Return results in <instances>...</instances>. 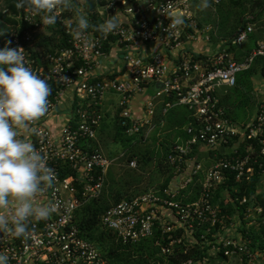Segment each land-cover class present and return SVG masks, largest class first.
<instances>
[{
  "label": "built area",
  "instance_id": "obj_1",
  "mask_svg": "<svg viewBox=\"0 0 264 264\" xmlns=\"http://www.w3.org/2000/svg\"><path fill=\"white\" fill-rule=\"evenodd\" d=\"M192 1L196 0H75L92 25V15L102 23L121 13L116 32L104 37L90 27L84 40L69 34V25L75 26L73 13H62L54 27H44L41 16L26 9L14 16L10 35L0 39V49L22 47L29 66L52 88L48 113L34 125V133L22 137L34 144L57 174L55 187L40 198L41 203H54L57 211L49 221L35 223L32 238L26 243L0 233V254L8 256V264H106L96 246L82 236L75 217L81 207L102 195L113 163L92 144L102 122L100 106L109 92L121 96L119 126L142 143L154 132L156 109L165 97L169 100L164 102V114L186 107L191 122L184 128L187 138L170 147L166 163L173 176L168 186L112 205L101 216V226L115 233L124 245L159 234L157 244L166 255L179 244L207 249L201 260L188 259L182 264L210 263V258L264 264V249L253 248L241 232V215L228 216L224 202L216 201L228 180L239 185L250 183L257 168L262 179L264 176V98L250 122L237 123L228 117L218 96L219 90L236 87L238 75L250 70L257 58L264 59V33L242 61L235 60L224 45L245 43L256 31L253 16L245 18L244 27L222 48L195 54L186 42L198 37L211 42L217 29L200 27L190 7ZM214 2L219 4L220 0ZM169 14H183L186 26L173 33L167 28ZM59 25L67 35L65 41L59 40L60 46H50V52L43 53L38 38L52 34ZM154 42L164 51L156 52L149 62L132 53L140 44ZM107 44L109 50L114 46L126 49L124 59L130 72L92 81L89 74L109 54ZM34 52H39V57H34ZM168 52L174 53L173 60ZM152 84L157 90L146 100L143 116H134L130 99ZM68 88L75 90L71 115L54 131L50 122ZM203 153L213 160L208 166L201 161ZM137 165L136 159L129 163L132 169ZM192 185L198 197L185 202L193 194V189L189 191ZM221 193L235 205L237 199L230 197L227 188ZM239 202L247 205L248 199ZM243 214L246 233L252 227H264L260 206H247Z\"/></svg>",
  "mask_w": 264,
  "mask_h": 264
},
{
  "label": "clouds",
  "instance_id": "obj_2",
  "mask_svg": "<svg viewBox=\"0 0 264 264\" xmlns=\"http://www.w3.org/2000/svg\"><path fill=\"white\" fill-rule=\"evenodd\" d=\"M211 6L212 0L196 5L200 11ZM15 7L41 16L44 27H54L64 12L73 13L75 26L69 25V34L74 39H86L90 27L104 37L120 28L121 13L92 25L75 0H18ZM167 19L173 33L186 26L183 14H169ZM51 95V85L29 66L22 47L0 49V233L25 243L32 238L35 223L49 221L57 211L54 203L40 202L55 187L57 174L34 144L22 138V133H34V125L48 113ZM8 260L0 254V264Z\"/></svg>",
  "mask_w": 264,
  "mask_h": 264
},
{
  "label": "trees",
  "instance_id": "obj_3",
  "mask_svg": "<svg viewBox=\"0 0 264 264\" xmlns=\"http://www.w3.org/2000/svg\"><path fill=\"white\" fill-rule=\"evenodd\" d=\"M18 0H4V6L0 10V30L4 31L3 35H0V39L7 37L11 33V26L15 23L14 16H17L25 9H17L15 4ZM233 6L240 7L242 4L241 0H230ZM260 0H257L255 4L252 5L254 8L255 5H260ZM94 6V3L90 4V8ZM245 9V6L242 7ZM92 20L95 25L101 23V20L92 15ZM256 21V17H254L253 22ZM246 24L244 18H237L230 27L228 25L222 26L221 30H219L220 34H224V37L230 36V38H234L237 31L239 30L238 25L244 27ZM237 28V29H236ZM230 30V32L228 31ZM67 35L61 26H57L53 33L50 35H43L41 38H38V46L42 47V52L47 53L50 52V46H60L59 40L65 41ZM214 38V36L212 37ZM231 38V39H232ZM257 38L253 34L249 37V39L241 44L235 45L229 43L228 51L231 52L234 56V59L237 61H242L246 56H248L253 49L257 45ZM110 46L106 45V51H109ZM39 52H34V57H39ZM261 71L264 74V59L257 58L252 68L246 72H243L238 75L237 78V86L234 88H229V90H225L226 92L220 93L221 105L225 109L235 110L236 107H243L245 105V100L238 96L237 91L243 90L245 85H252L251 77L255 73ZM241 79H240V77ZM240 79V83L238 84V80ZM244 81H241V80ZM242 83V85H241ZM239 85L243 86L239 88ZM218 91V96H219ZM236 98V99H235ZM169 98H163L157 106L155 117L153 119V124L155 125V130L158 128V131H163L167 136V138H171L172 135H175V139H178L184 135L183 128L191 122L190 112L186 107H175L173 109L168 110L165 114L164 111V102L168 101ZM77 107V106H76ZM227 112V111H226ZM236 110L234 111V115H236ZM228 117L231 118L229 113H227ZM233 119V118H231ZM234 120V119H233ZM101 127V126H100ZM99 127V128H100ZM99 130V129H98ZM154 130V131H155ZM97 136L104 137V133L98 131ZM126 136L129 141V148L133 147L137 144V136H128L123 128L117 125V130L115 132V137L113 138L116 141L122 140V138ZM161 149L155 151L145 150L143 153H139V157L142 158L143 161L147 163L151 162L154 157H158V173L162 178V181L157 190H160L166 186H168L169 182L172 179L173 171L166 163L167 156L170 151V146L167 143L161 144ZM97 148V147H95ZM98 149V148H97ZM150 149V148H149ZM124 157V155H123ZM137 157V154H130L127 157L128 165L132 159ZM259 169L252 178L250 183L244 184H235L232 179L228 180L226 183L222 185L221 190L217 193V202H224L223 209L226 211L225 213L228 216H232L234 213H239L241 215V232L243 236L248 237L251 240V245L253 248L264 249V227L260 229H256L254 227L250 228L249 232L245 231V220L243 219L244 211L247 209V206H260L263 210L264 216V190L261 189L262 186V178L258 173ZM197 181H195L196 183ZM125 188V187H124ZM124 188L121 185H118L114 190L108 189L107 181L105 183L102 195L96 199L91 201L90 203L81 207L76 213V224L78 225L82 236L93 243L96 248L101 252L103 257L106 260V264H182L184 261L188 259H194V261H199L203 257L207 256V249H200L198 246H193L188 248L185 244L176 245L170 254H162L160 245L157 244V240L159 234H156L155 237L143 240L136 244H123L117 239L115 233L107 230L101 226L100 219L103 213L114 204H117L123 200H128L134 198L138 195L147 193L148 191L137 192L136 195H127L124 192ZM227 188L230 192V197L237 199L235 205H232L229 201L227 202L226 197H224L221 191ZM193 189V194L188 196L189 198L185 199L186 201H193L198 197L197 188H193V185L189 188V191ZM244 197H247L248 203L247 205H241L240 200Z\"/></svg>",
  "mask_w": 264,
  "mask_h": 264
},
{
  "label": "rangeland",
  "instance_id": "obj_4",
  "mask_svg": "<svg viewBox=\"0 0 264 264\" xmlns=\"http://www.w3.org/2000/svg\"><path fill=\"white\" fill-rule=\"evenodd\" d=\"M241 1V6L236 7L232 5L230 0H220L219 4H215L214 0H212V6L210 8L200 11L196 7V5L200 3V0H196L191 2L190 7L202 29L207 26H212L217 29V33L219 34V30H221L222 26L228 25V27H230L229 25L234 23L237 18L242 17L245 19L247 17L254 16V8L252 5L255 4L257 0ZM260 1L262 2L261 9H264V0ZM3 2L4 0H0V10L4 6ZM244 6L245 9H242ZM262 16L264 17V14ZM239 27L240 25H238L237 28ZM260 27H264V25L262 23H258L255 26L257 30L261 29ZM228 31L230 32V30ZM219 36L222 37L220 34ZM222 38L227 40L232 37L230 38V36H228ZM221 42L222 40H220V43ZM223 90L228 91L229 88H224ZM237 93L240 98L245 100V105L243 107L235 108L237 111L236 115H234L235 110L233 111L230 108H227L226 111L229 113L231 118L238 123L248 122L250 120L249 115L255 111V88L252 87V85H245L243 90H239ZM166 136L167 135L163 131H158L157 128L151 133L146 143H142L138 140L137 144L131 148H129V141L126 136H124L120 141H116L112 137L106 135H104V137L97 136V139L93 141L92 144L97 147L102 154L113 161L106 177L108 189L114 190L118 185H121L122 188L125 187L124 192L127 195H136L137 192H141L143 190L156 191L162 181V178L158 173V157H154L151 162L147 163L139 157L138 152L143 153L145 150L153 151L152 149L158 151L161 149L162 143H167V145L169 144L171 147L174 142L177 141V139L174 138L175 135H172L171 138H167L168 136ZM130 154H137V157L134 158L138 163L136 169H132L128 165L127 157ZM201 161L204 166H208L207 164H209V162L205 160V158H201ZM205 264H237V262L233 259L218 262L215 258H210V263Z\"/></svg>",
  "mask_w": 264,
  "mask_h": 264
},
{
  "label": "crops",
  "instance_id": "obj_5",
  "mask_svg": "<svg viewBox=\"0 0 264 264\" xmlns=\"http://www.w3.org/2000/svg\"><path fill=\"white\" fill-rule=\"evenodd\" d=\"M260 3L262 4L261 1H260ZM261 4L255 5V7H254V11H253L254 16L253 17H256V21L254 22L255 26L258 23H262L264 25V17L262 16L264 14L263 13L264 9H261V7H262ZM240 28H241V26L238 29H240ZM260 28L261 29H258V30L255 28L256 31L253 33V36L255 35V37L257 38L258 41L260 39H262L263 33H264V27H260ZM219 34L217 33V35L214 36V38H212L211 42H206L201 37H198L197 39L190 40V41L186 42V46H187L189 51H191L195 54L212 53L214 51H217V49H219L220 47L222 48V45H224L225 41L228 40V39L225 40L224 38H222V37H224L222 34H220L222 36V37H220ZM220 40H222L221 43H220ZM224 46H226V48L229 49L228 45H224ZM159 51H164L161 44L159 42H154V43H148V44L142 43L138 47H136V49H134L132 51V53L136 54L139 58L145 60L146 62H149L151 60V58L153 57V55ZM108 53L109 54L107 55V57L100 60L99 64L89 74L90 80L93 81V80L106 78L109 76L113 77V76H118L119 74H122V73L130 72V69L126 65V62L124 59V55H126V53H127L126 49H122L120 47L114 46L109 50ZM168 56L171 60H173V58L175 57L174 53H170V52H168ZM231 56H234V55L231 53ZM240 79H241V77H240ZM240 79L238 80V84L240 83ZM250 79L252 82L251 83L252 87L255 88L256 100H255V105H254L255 111L249 115L250 120L248 122H250L254 118V116L256 114L258 103L260 102V100H262L264 98V74L261 71H259V72L255 73L254 75H252V77ZM241 81H244V80L242 79ZM241 85H242V83H241ZM241 85H239V88L243 87ZM223 89H221L219 92V98H220V93L226 92ZM156 90H157V85H154V84L149 85V86H147V88H145V90L143 92L134 95L130 99L129 108L132 111V114L134 116H136V117H142L143 116L144 111H145V102L149 97L154 95ZM74 95H75L74 88H68L66 90L63 99L60 101V103L58 105V111L55 114L54 118H52V120L50 122L51 127L54 131H57V129L59 128L61 123L64 120H66V117L71 115L70 114V106H72V101H73ZM120 99H121V96L119 94L114 93V92H109L106 94V96L103 99L101 106H100V113L102 116V122L100 125L101 127L99 128L98 131L101 130V132H103L104 135L110 136L112 138L115 137V132L117 130V125H118V121H119V115H120L119 102H120ZM77 101L78 100H76V102ZM75 103H74V105H75ZM80 103H83V106L87 105V102H84L83 100ZM235 122H237V121H235ZM248 122H244V123H248ZM184 128H183L184 135L182 137L178 138L177 141H175L174 143L183 141L187 138ZM22 135H25V133H22ZM22 138L26 139V137H24V136ZM201 158H205V160H207L209 162V164H207V165H210L213 162L212 159H209L210 155L207 153H203L201 155ZM262 182L263 183H262L261 189L264 190V187H263L264 176H263ZM222 203L223 202H221V204Z\"/></svg>",
  "mask_w": 264,
  "mask_h": 264
}]
</instances>
